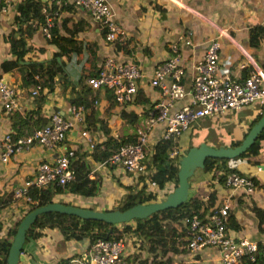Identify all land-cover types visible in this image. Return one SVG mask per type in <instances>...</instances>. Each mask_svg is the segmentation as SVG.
I'll use <instances>...</instances> for the list:
<instances>
[{
	"label": "crops",
	"instance_id": "0c3cea01",
	"mask_svg": "<svg viewBox=\"0 0 264 264\" xmlns=\"http://www.w3.org/2000/svg\"><path fill=\"white\" fill-rule=\"evenodd\" d=\"M47 1L48 5L52 3L54 8L50 10L45 5L42 6L41 12L46 15V19L49 18L45 21L49 24L55 21L59 33H63L73 22L80 21L81 28L72 36L84 45L75 47L68 55H55V60L59 64L62 62L64 83L59 81V75H54L51 87L43 86L37 94L31 95L29 91L33 83L27 78L30 71L27 64L46 63L58 49L46 41L42 32L44 26H35L27 35L26 24L30 21L24 19L16 7L0 14V78L12 86L19 98L18 107L12 111H5L0 100V136L10 131L13 111L23 115L38 106L39 98H43L40 102L42 116L49 118L50 114L59 113L72 123L61 145L51 148L33 144L27 149L15 152L8 160L0 161V195L9 197L8 201L0 203V221L4 231L12 227L28 208L23 197L13 196L14 189L32 175L38 162L53 160L65 146L74 148L71 165L76 172L75 167L80 165L87 169L86 175L90 170L93 171L92 176L87 177L98 178V190L94 195L76 194L67 190L53 191L51 200L92 209H108L113 208L122 199L126 192L125 185L130 186L133 191L138 190L142 183H145L144 190L158 187L143 182L141 177H135L119 166L99 164L93 157L88 142L79 132L85 129L93 143H96L104 141L110 135H132L136 126L145 123L147 114L142 109L148 110L159 97L157 88L149 84L148 77L155 65L169 57L171 41L178 42L180 61L184 68L182 83L186 90L190 87L192 63L201 57L204 42L209 38L219 42L218 74L241 79L247 75L249 69L256 66L264 76V0H105L112 19L123 30V36L113 42L103 39L101 25L82 8L73 6L72 9H66L61 7L63 4H56L53 0ZM256 25L262 27V31H257V34L249 30ZM11 31L14 37L25 40V48L31 46L17 59L18 65L22 67L2 66L5 60L15 58L8 43V34ZM181 34L189 35L192 43L185 44L178 40ZM105 56L132 62L138 66L140 77L136 81V90L140 89L148 102H116L105 88L87 87L85 77L96 71ZM81 85L88 88L89 94L84 99L85 103L79 104L82 111L81 119L77 120L70 112L69 100L78 96ZM189 98L186 92L173 101L171 109L187 104ZM259 108L257 104H249L232 111L199 118L193 123L201 132L197 141L204 140L208 144L217 145L240 139L254 122L252 120L255 114L260 112ZM86 114L91 115L92 121L85 119ZM162 127L163 124L156 123L149 130L152 145L147 161L150 159L154 142L162 137ZM210 129L213 134L208 133ZM191 132L193 128L189 127L181 133L178 139L181 149L188 147V141L192 138ZM260 144L262 146L258 153L249 157H233L226 162L238 172L254 178L255 186L250 194L241 189L215 184L211 180V171L205 169H201L205 174L192 178L188 187V195L197 197H204L214 189L213 201H226L228 211L233 213L238 223V228L232 233L256 242H264V221L262 229L259 230L254 210L257 208L264 215V140H260ZM115 225L117 230L123 226L121 223ZM175 230L178 233L174 236L173 250L162 259L171 258L174 264H212L218 257L219 249L215 246H206L191 254L184 247L182 240L179 243L182 233L177 228ZM135 237L131 232L122 234L125 245L120 262L154 264L156 259L152 254H148V250L140 248L142 243L140 240L137 242ZM22 244L16 264H58L60 261L61 264H67L72 258H85L89 254L90 243L87 237L78 240L64 239L58 229L43 228L39 236L29 238ZM179 260L181 263H178Z\"/></svg>",
	"mask_w": 264,
	"mask_h": 264
},
{
	"label": "built area",
	"instance_id": "2783aa9c",
	"mask_svg": "<svg viewBox=\"0 0 264 264\" xmlns=\"http://www.w3.org/2000/svg\"><path fill=\"white\" fill-rule=\"evenodd\" d=\"M21 0H0V14L14 10ZM56 4H71L82 8L102 27L103 39L107 42L123 36L122 28L112 19L110 8L105 0H53ZM49 19V18H47ZM46 19V20H47ZM46 26L42 32L48 35ZM178 40L191 44L189 35L181 34ZM219 42L209 38L204 42V51L201 57L192 63V75L189 89L182 83L184 72L180 61L178 42L169 44L170 55L155 65L148 77L149 84L157 88L159 97L147 110L145 123L134 128L133 140L119 144L103 160L102 165L119 166L135 177H141L145 182L155 185L149 180L154 170L151 161H147L150 150L149 130L156 124H163L162 137L172 141L169 157H177L181 152L178 139L193 123L204 116L226 111H232L249 104L264 107V76L260 69L253 66L247 75L241 79L220 75L217 72ZM37 77V75H35ZM140 77L138 66L125 60H117L105 56L94 73L85 77V83L91 89L109 88L117 102L131 101L136 91V81ZM42 89L39 83H34L30 94L35 95ZM189 94V102L172 110L173 101ZM18 96L12 86L0 78V100L5 111H12L18 107ZM70 112L77 120L81 119L82 106L70 104ZM71 121L59 113L50 114L48 121L29 132L14 136L10 131L0 136V161H6L17 151L24 150L33 144L44 147H55L62 144L66 132L71 127ZM79 134L92 148V138L85 129ZM157 141V140H156ZM155 141V142H156ZM154 142V143H155ZM149 148V149H148ZM74 157L73 147H63L53 160L40 161L36 164L31 176L14 189V197H23L29 200L26 191L29 188H51L75 180V169L71 165ZM92 170L87 176H92ZM94 178V177H93ZM211 180L231 189H241L250 194L255 182L249 175L235 170L226 171L216 168L211 172ZM206 196L202 197V207L197 211L184 213L174 225L182 233L180 238L184 247L192 254L203 247L215 246L219 249L218 257L212 264H241L243 259H253L256 250V241L244 236H235L226 226L228 203L212 202L207 204ZM204 207V208H203ZM123 238H95L89 244L87 260L72 258L67 264H122L120 255L124 249Z\"/></svg>",
	"mask_w": 264,
	"mask_h": 264
},
{
	"label": "trees",
	"instance_id": "16d2710c",
	"mask_svg": "<svg viewBox=\"0 0 264 264\" xmlns=\"http://www.w3.org/2000/svg\"><path fill=\"white\" fill-rule=\"evenodd\" d=\"M47 2V0H21L17 3L16 9L20 11V15L24 19H29L30 21L26 24L27 35H29L34 29V27L37 25L46 26V15L41 12V8L43 5H45L46 8L48 7L50 10L52 7L54 8L52 3L48 5ZM61 7H64L66 9H72L73 6L71 4H65L61 5ZM50 14L51 13H49V15ZM56 25L57 24L54 21L47 26L48 35L46 36V41L55 45L58 50L49 58L48 61H46V63L33 62L27 64V66L30 68L27 77L28 80L33 84L39 83L41 87H51L54 75H59V77L61 78V80L59 81L64 83L63 80H65V75L62 69V62L61 64H59L55 60V55H68L70 52H72V50H75V47L77 48V46H80L81 44L84 45L83 42L77 41L72 36L77 30L81 28L80 21L73 22L70 27L65 28V31L63 33L58 32ZM253 27L254 26L250 27L249 30L251 32H255V34H257V31H262V27L259 25H256L255 28ZM24 42L25 40H23L21 37H14L12 35V31L8 34L9 49L11 53H13L15 58L11 60H5L2 63V66H7L8 68H10L14 65H18L17 59L21 58L22 54L26 50L31 48V46L25 48ZM251 42H254V40H251ZM36 49L38 50L39 48ZM18 66L22 67V65ZM35 75H37V77H35ZM87 87L90 88L89 86ZM88 88L81 85V87L79 88L78 96L71 98L69 100V103L83 105L85 103L84 99L89 94ZM105 90L108 92V95L110 94V96H112L111 98L116 101L114 99L112 91L109 88H105ZM42 99L43 98H39L38 106L33 109H30L23 115H20L16 111H13L11 113L10 132L14 136L29 132L32 128L42 126L48 121L47 117H44L40 114V102ZM132 101L135 104H145L146 102H148L145 95L140 89H137L135 91ZM142 111L144 113L147 112V110L145 109H142ZM263 112L264 107L260 112L255 114V118L254 120H252V122L255 121ZM85 119L88 120V122L92 121V117L89 114L85 115ZM193 127H196L195 124L191 125L190 128L192 129ZM241 138L237 140H230L227 142V144L236 145L240 142ZM131 140H133V134H129V136L110 135L104 141L94 143L91 148V153L96 160L100 161L103 160L106 156H108L112 151H114L119 144ZM260 140H264V128L261 130L258 137L253 141V143L244 152L235 157H249L251 154L253 155L258 153L262 146L260 144ZM198 143L199 142H196L195 144L197 145ZM171 144L172 141L170 139L160 138L154 143L153 150L150 152L149 161H151L154 170H152V172L150 173L149 180L158 187H162L166 182L170 181H172L175 186L177 181V157L170 158L168 156L172 147ZM195 144L190 143L188 147ZM221 144L222 143H219L217 145ZM228 159L231 158L206 157L204 159L203 169L211 172L214 171L216 168H222L226 171L236 170L235 168L229 166L226 163ZM75 168L77 170V172L75 171V180H70L60 186H54L53 189H42L36 187L29 188L26 191V194L29 196V200L26 201L28 204V208L25 210V212L35 206L42 205L51 201V195L53 191L58 192L61 190H67L76 194L94 195L98 190V178H88L86 175L87 169H84L82 165H80V167L76 166ZM251 178L254 180L253 177ZM124 187L126 188V192L123 194V197L118 202V204H116L113 208L124 209L134 204L135 202L156 201L152 199L154 196L151 195V192H149V194L144 192L145 183H142L139 189L135 191H133L130 186L125 185ZM214 191L215 190L212 189L207 195V204L213 202V198L215 195ZM8 199V196H5L3 194L0 195V203H2L3 201L6 202V200L8 201ZM203 203L204 202L202 201V197L188 195L187 200L180 206L175 208H165L160 211L153 212L151 215L145 218L131 219L133 224H130L129 222H123V226L120 230L116 229L115 224H109L100 220L85 219L71 214H65L54 211L42 212L38 214L33 220V222L29 225L28 229L26 230L23 243L29 238H35L39 236L43 228L58 229L64 239L78 240L83 237H87L89 243H91L97 237L120 238L123 233L131 232L136 236L135 238L137 241L140 240L142 244H145L147 249L153 253L152 255H159L163 257L169 251L173 250L172 245L173 243H175L174 236H176V233H178L175 230L176 228L174 227V224L179 221V218L184 213L197 211L200 207H202ZM254 210L257 216L258 229L261 230L262 223L264 221V215L261 211L257 210V208H254ZM18 221H15L12 227L7 229L6 231H4V229L1 227L0 221V264L5 263V257L7 254L8 246L15 232V227ZM226 226L233 230H236L238 228V223L233 213H231L230 211H228ZM168 261L169 259L164 258L163 261L160 260L159 262L160 264H174L172 263L171 258L170 261ZM58 264H61V261ZM154 264H158V261L154 260ZM241 264H264V242L257 241L256 250L253 254V259L245 258L243 259Z\"/></svg>",
	"mask_w": 264,
	"mask_h": 264
},
{
	"label": "water",
	"instance_id": "95a60500",
	"mask_svg": "<svg viewBox=\"0 0 264 264\" xmlns=\"http://www.w3.org/2000/svg\"><path fill=\"white\" fill-rule=\"evenodd\" d=\"M264 128V112L249 126L240 142L236 145H212L202 140L197 145L183 148L176 159L175 186L166 195L156 201L135 202L124 208L92 209L61 201L51 200L45 204L35 206L23 213L16 224L15 232L10 240L4 264H16L21 250L24 236L29 225L42 212L54 211L71 214L80 218L100 220L109 224L127 222L131 219H141L153 212L165 208H175L183 204L188 198V177L196 168L203 169L204 159L233 158L244 152L258 137ZM88 256H85L87 260Z\"/></svg>",
	"mask_w": 264,
	"mask_h": 264
},
{
	"label": "rangeland",
	"instance_id": "374dc122",
	"mask_svg": "<svg viewBox=\"0 0 264 264\" xmlns=\"http://www.w3.org/2000/svg\"><path fill=\"white\" fill-rule=\"evenodd\" d=\"M194 128V127H193ZM211 133V134H213L214 132H213V130H208V133ZM200 131H198L196 128H194L193 129V132H191V136H192V138H190V140L188 141V144H190V143H196V142H200V141H197V140H199L200 139V137H201V135H200ZM196 145V144H195ZM182 150V149H181ZM206 172V171H205ZM200 174H205L202 170H201V168H196L195 170H194V172H193V174L191 175V176H189L188 177V181H191L192 180V178H195L196 176H198V175H200ZM143 182H145L144 180H143ZM174 187V184H173V182L172 181H170V182H168L167 183V185L166 186H164L163 188H161V187H152V189L151 190H153L151 193V195H153L154 197L152 198V199H154V200H159L160 198H162V197H164L165 195H166V193L167 192H169L172 188ZM151 190H144V191H146V192H149V191H151ZM149 194V193H148ZM66 203V202H65ZM71 204V203H70ZM166 221V220H165ZM170 222V221H169ZM118 224H120V223H118ZM130 224H133V222L132 221H130ZM170 224V223H169ZM175 225V224H174ZM121 226H122V223H121ZM122 228V227H121ZM125 235H127V232L125 233ZM137 242H139V241H137ZM169 242H170V239H169ZM181 242V239H180V241H179V243ZM140 248L143 250L144 248H145V250H148L147 249V247L145 246V245H143V244H141L140 245ZM148 254L149 255H151V254H153L151 251H149L148 250ZM152 257L153 258H155L157 261H158V264H160V260H162L163 261V257H161V256H154V255H152ZM159 258V259H158ZM155 260V261H156ZM170 261V260H169ZM168 261V262H169ZM178 263H181V260H179V262Z\"/></svg>",
	"mask_w": 264,
	"mask_h": 264
},
{
	"label": "clouds",
	"instance_id": "9594fccd",
	"mask_svg": "<svg viewBox=\"0 0 264 264\" xmlns=\"http://www.w3.org/2000/svg\"><path fill=\"white\" fill-rule=\"evenodd\" d=\"M178 157V156H177Z\"/></svg>",
	"mask_w": 264,
	"mask_h": 264
}]
</instances>
